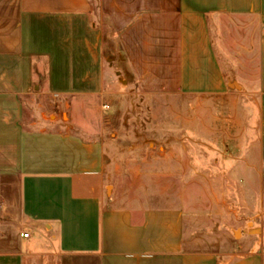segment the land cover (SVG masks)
Returning a JSON list of instances; mask_svg holds the SVG:
<instances>
[{
	"label": "crops",
	"instance_id": "crops-1",
	"mask_svg": "<svg viewBox=\"0 0 264 264\" xmlns=\"http://www.w3.org/2000/svg\"><path fill=\"white\" fill-rule=\"evenodd\" d=\"M95 9L115 35L121 73L141 92L217 99L233 98L235 83L213 23L257 17L261 78L249 101L259 115L234 120L245 127L231 145L240 148L243 133L247 154L258 156L247 168L264 176V0H0V264H264L262 248L227 262L201 249L186 198L167 207L120 201L108 193L100 140L33 127L25 116L37 27L89 23Z\"/></svg>",
	"mask_w": 264,
	"mask_h": 264
},
{
	"label": "rangeland",
	"instance_id": "rangeland-1",
	"mask_svg": "<svg viewBox=\"0 0 264 264\" xmlns=\"http://www.w3.org/2000/svg\"><path fill=\"white\" fill-rule=\"evenodd\" d=\"M93 12L89 23L37 27L23 99L32 126L100 140L108 193L128 205L189 200L193 239L224 262L264 249V176L247 168L258 156L247 154L243 133L240 148L231 145L235 129L245 127L234 120L259 115L249 101L259 98V19L224 15L213 23L226 79L240 86L231 88L233 98L217 99L141 92L121 73L115 35Z\"/></svg>",
	"mask_w": 264,
	"mask_h": 264
},
{
	"label": "built area",
	"instance_id": "built-area-1",
	"mask_svg": "<svg viewBox=\"0 0 264 264\" xmlns=\"http://www.w3.org/2000/svg\"><path fill=\"white\" fill-rule=\"evenodd\" d=\"M29 235H30V234H29L28 232H26V233L23 234V236H24L25 238H28Z\"/></svg>",
	"mask_w": 264,
	"mask_h": 264
},
{
	"label": "water",
	"instance_id": "water-1",
	"mask_svg": "<svg viewBox=\"0 0 264 264\" xmlns=\"http://www.w3.org/2000/svg\"><path fill=\"white\" fill-rule=\"evenodd\" d=\"M235 86H237V88H240V86H239V85H237V84H235Z\"/></svg>",
	"mask_w": 264,
	"mask_h": 264
}]
</instances>
